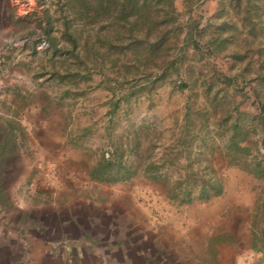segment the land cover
I'll list each match as a JSON object with an SVG mask.
<instances>
[{
	"label": "rangeland",
	"instance_id": "374dc122",
	"mask_svg": "<svg viewBox=\"0 0 264 264\" xmlns=\"http://www.w3.org/2000/svg\"><path fill=\"white\" fill-rule=\"evenodd\" d=\"M245 6L168 0L169 32L150 55L122 49L119 23L86 17L82 0H0V264H264V0ZM47 15L58 37L68 20L78 57L49 47ZM195 24L201 50L187 41ZM119 157L132 176L90 179ZM213 180L221 194L201 200Z\"/></svg>",
	"mask_w": 264,
	"mask_h": 264
},
{
	"label": "trees",
	"instance_id": "16d2710c",
	"mask_svg": "<svg viewBox=\"0 0 264 264\" xmlns=\"http://www.w3.org/2000/svg\"><path fill=\"white\" fill-rule=\"evenodd\" d=\"M245 1V8L244 12L245 15H249L251 13V5L254 0H244ZM237 4H240L241 0H236ZM83 3V13L86 17H89V13H93L92 18L96 20L99 17V14H107L114 17L116 22L119 23L118 29L119 32L127 33L129 37V42L121 47L122 49H128L130 51L135 50L136 48H142L139 46L140 44L146 45V51L150 53V55H154L157 51L154 49L155 45H158L162 42V40L166 37L169 31L166 28H163V25L167 22V19L164 17H160V13L164 10V3H168V0H82ZM165 14V13H164ZM163 14V16H164ZM162 16V15H161ZM222 27L219 29L220 33H223V29L227 24H222ZM69 22L64 17L62 21V28L60 30L61 36L58 37L54 35V26L52 20L49 15L46 16L45 24L42 29L43 34L46 37L48 45L51 49L55 52L64 51L67 52L68 55H72L78 57V41L69 29ZM201 33V29H199L198 24H195L192 28L188 31V40L187 38L185 41H190L192 43V47L196 50H201V46L198 44L196 38ZM140 35V36H139ZM142 36V37H141ZM64 39L67 45H64L61 39ZM227 39H220V41L214 39V43L216 45V51L220 47L225 44ZM107 43V52L112 51L115 48H119V46L115 45L113 40L105 41ZM138 45V46H137ZM89 45H86L88 47ZM210 53H213L210 51ZM149 55V56H150ZM153 58V57H152ZM177 71V69L175 68ZM163 73V72H162ZM163 75L158 76V79L163 78ZM155 81V80H154ZM152 81V83L154 82ZM222 81L225 84H232L236 81V77H228L223 75ZM185 84L180 85V87H185ZM254 94H257L256 89L253 90ZM258 114L255 117L256 124L264 126V105L258 103L257 107ZM231 117L225 118L221 124H227ZM184 127L183 130H189V125L192 124L191 120L189 119L188 115H186L183 119ZM226 126V125H225ZM226 129L229 132V138L226 142V150L227 155L232 159L235 160V155L240 150L238 146V142L236 137L238 135L244 136V129L242 126V122L240 121L238 115L236 118H232L230 124L226 126ZM244 148L243 150H245ZM121 157L118 158V165L117 167L114 166L110 161L102 159V162L98 163L89 173L90 179L100 181V182H108L109 176H113L115 182L126 180L134 172L135 165L122 166ZM152 169L151 165L145 166L144 170L147 172ZM186 183V182H184ZM183 183V184H184ZM187 184V183H186ZM180 185V184H179ZM186 187V186H185ZM178 189V193L183 196L185 199L190 194V188ZM201 200H207L212 196H217L222 192V185L219 181H209L208 185L204 182L201 183L200 187ZM173 192V191H172ZM176 190L174 191V193ZM186 200V199H185ZM190 201V200H189ZM187 202V201H186Z\"/></svg>",
	"mask_w": 264,
	"mask_h": 264
},
{
	"label": "crops",
	"instance_id": "0c3cea01",
	"mask_svg": "<svg viewBox=\"0 0 264 264\" xmlns=\"http://www.w3.org/2000/svg\"><path fill=\"white\" fill-rule=\"evenodd\" d=\"M4 194L0 192V232L2 231L3 227H4V224L6 223V221H4L1 217V214L5 212V209H6V201H5V198H4ZM4 210V211H3ZM16 214V224H18V215H17V212L15 211ZM25 220H27V218H25ZM28 221V220H27ZM9 227L13 230L15 229L17 226H13L12 224H9ZM35 247H38V245H35ZM67 252V251H66ZM70 252V251H69ZM76 260L75 257L71 256V255H68L66 257V259L69 261L70 259H73Z\"/></svg>",
	"mask_w": 264,
	"mask_h": 264
}]
</instances>
